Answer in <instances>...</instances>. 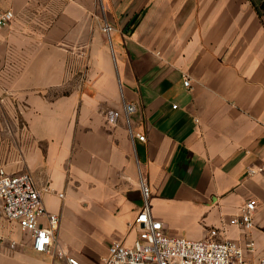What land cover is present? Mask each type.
Returning a JSON list of instances; mask_svg holds the SVG:
<instances>
[{"label":"crops","instance_id":"obj_1","mask_svg":"<svg viewBox=\"0 0 264 264\" xmlns=\"http://www.w3.org/2000/svg\"><path fill=\"white\" fill-rule=\"evenodd\" d=\"M101 5L103 20L97 0H0V14L13 13L0 30V168L29 173L50 212L82 188L78 201L108 235L144 205L143 183L165 233L197 240L215 228L220 240H254L249 256H264V170H246L264 163V0ZM130 102L129 123L106 121ZM248 199L253 225L243 230L230 219ZM23 235L4 232L0 264H62ZM111 241L66 242L86 264V247L100 261Z\"/></svg>","mask_w":264,"mask_h":264},{"label":"built area","instance_id":"obj_2","mask_svg":"<svg viewBox=\"0 0 264 264\" xmlns=\"http://www.w3.org/2000/svg\"><path fill=\"white\" fill-rule=\"evenodd\" d=\"M12 18L11 10L2 12L0 30ZM102 30L110 33L112 27L104 24ZM183 83L187 86L189 79L184 77ZM134 111L133 103H124L121 110H107L105 119L109 124H116L123 117L129 123ZM135 136L144 140L143 134L136 132ZM246 170L249 174L260 172L264 170V163L258 167L248 166ZM45 190L35 185L29 173L11 174L0 168V202L5 218L15 222L27 235L34 251L52 255L62 264H81L58 235L60 216L45 208L42 201ZM141 193L144 205L127 225L133 237L129 241L127 238L112 240L106 247V255L97 264H264V256L257 259L249 256L256 250L252 239H246L242 244L231 239L220 240L216 238L215 228L208 231L207 237L197 240L165 233L163 223L150 213L149 188L143 183ZM255 206V200H246L230 223L249 230L253 225ZM16 243L11 242L12 245Z\"/></svg>","mask_w":264,"mask_h":264},{"label":"rangeland","instance_id":"obj_3","mask_svg":"<svg viewBox=\"0 0 264 264\" xmlns=\"http://www.w3.org/2000/svg\"><path fill=\"white\" fill-rule=\"evenodd\" d=\"M102 0H97V19L103 20L104 19V11L102 9ZM102 28V26H101ZM6 115V113H4ZM4 117V116H2ZM7 119V116H5ZM4 119V118H2ZM1 120L0 124V130L1 132H6L8 128V123L5 120ZM4 122V123H3ZM3 136V135H2ZM6 136V135H4ZM2 143L0 144V166L4 167L6 165V151H7V140L1 138ZM76 191V196H73L70 198V201H67V198H60V204L61 209L58 211V214L61 218L60 223V233L66 239L68 243H72L74 240H82V239H90L97 242V244H101L107 237L109 240H113L116 238H127L126 241H129L132 238V233L128 230V228L125 229V231L122 232V234L119 235H108L104 228L101 226V220L97 216V210L95 207H90L91 204L88 202H82L79 200V192L82 190V188H74ZM80 189V190H79ZM65 194H67V191H64ZM63 203V204H62ZM80 206L83 208L81 209ZM72 208V211L70 210ZM70 210V211H69ZM109 226V224H108ZM107 230V228H106ZM0 241H2L4 232L11 236L16 237L18 240L22 241L25 239L24 235L21 233L20 229L15 223L7 221L3 214L1 213V204H0ZM64 241V240H63ZM65 241V243L68 245V243ZM69 247V245H68ZM70 248V247H69ZM84 257L87 259L86 264H93L97 263L99 261V255L96 253H93L91 250H89L87 247L82 251Z\"/></svg>","mask_w":264,"mask_h":264}]
</instances>
